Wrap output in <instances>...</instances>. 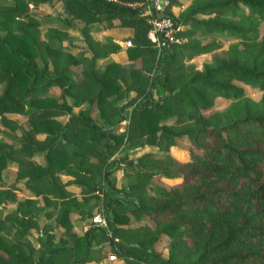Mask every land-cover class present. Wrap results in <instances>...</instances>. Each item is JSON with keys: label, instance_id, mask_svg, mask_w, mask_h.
I'll return each mask as SVG.
<instances>
[{"label": "trees", "instance_id": "trees-1", "mask_svg": "<svg viewBox=\"0 0 264 264\" xmlns=\"http://www.w3.org/2000/svg\"><path fill=\"white\" fill-rule=\"evenodd\" d=\"M54 1L63 6L64 22L81 25V40L74 41L61 29L40 32L28 5ZM168 14L176 24L187 26V41L163 42L157 55L140 9L107 0L0 3V120L16 130L20 124L6 115H23L29 126L20 147L0 137V182L7 162L14 161L17 178L35 190L34 197H42L41 205L60 204L57 223L70 235L57 243L49 234L45 249L36 255L28 235L37 228L33 210L40 204L25 198L0 216V264L100 262L103 250L93 247L97 235L109 243L121 264H264V95L254 100L241 85L264 91V0H190L176 14ZM113 27L131 31L126 55L140 65L128 72L108 59L122 47L96 35ZM222 34L230 41L226 56L216 55L201 68L185 64L187 57L223 46L214 39L203 42L202 36ZM74 46L83 50L74 53ZM101 59L108 60L99 71L95 65ZM78 66L82 71L75 80ZM144 73L153 75L144 80ZM55 85L61 89L58 97L48 95ZM131 91L135 95L119 103ZM217 98L232 103L206 116L203 111ZM63 115L69 116L65 122L58 120ZM128 116L125 139L117 130ZM126 141L133 143L123 150L151 146L164 151L162 156L148 152L138 158L143 168L139 179L178 182L155 185L153 192L144 184L134 191L120 189L110 178L112 167L106 168L103 179L112 193L120 194L106 200L112 213L110 235L97 226L76 234L69 217L76 197L59 174L74 177L87 201L99 189L95 179L102 177V166ZM176 141L195 149L190 160L169 154ZM36 154L43 156V165L31 160ZM116 163L117 158L112 160ZM9 200L16 201V194L0 188V207ZM116 205L150 217L154 227L126 225L129 217L115 211ZM164 237L167 257L156 250Z\"/></svg>", "mask_w": 264, "mask_h": 264}, {"label": "rangeland", "instance_id": "rangeland-1", "mask_svg": "<svg viewBox=\"0 0 264 264\" xmlns=\"http://www.w3.org/2000/svg\"><path fill=\"white\" fill-rule=\"evenodd\" d=\"M190 0H179L178 5L174 8L175 14L177 10L183 9L181 7V4L186 7ZM1 4L10 5L14 3V0H0ZM28 8L31 12V14H34L36 18L39 20V30L43 34L47 30L52 29H61L66 30L68 32V36L73 39L74 41L81 40L79 31H80V24H69L67 22L63 21L64 13H63V6L61 5V2L54 1V3L43 5V6H34L33 4H29ZM197 18H205V16H196ZM67 21V20H66ZM187 29V26L182 25L183 32ZM261 29L264 30V24H261ZM116 34L114 38L111 40L117 44H119L122 47V50H120L118 53L114 55L115 62L119 63L125 70L128 72V69L132 66L138 67L139 61H129L126 55V48H124V44L131 40V31L129 29L125 28H117L115 29ZM182 32V33H183ZM96 34V33H95ZM98 36V34H96ZM104 36L103 38H105ZM183 37H185L184 42L181 44H175V45H182L187 41V37L183 34ZM203 42H210L211 40H218L223 43V46L213 51L209 54L205 55H198L193 57H187L185 58V64H193L197 68H201L204 63H210L212 62V59L216 55L220 56H226V47L230 43V41L226 40L224 37V34L220 36H202L201 37ZM72 52L76 53L77 50L82 51L83 48L81 46H74V48H71ZM157 55H160V51L157 50ZM108 59L104 60H97L95 68L101 71L103 67L105 66V63ZM113 60V59H111ZM113 60V61H114ZM82 71V67L79 66L77 68V74L74 75V79H78L80 76V73ZM153 73L148 74L144 73L143 79L147 78V76L152 77ZM240 84V83H238ZM244 88L246 93L253 98L254 100H260L261 97L264 95V91L256 90L253 88H250L248 85L241 84ZM1 89V85H0ZM61 92V89L59 86L55 85L52 86L48 90V95L56 96L58 97ZM135 95L134 92H129L127 96L123 97L121 100H119V103H124L128 99L132 98ZM68 102L71 101V98L69 96L65 97ZM137 102V101H136ZM232 103V100H226L223 98H217L216 104L207 110H204L203 113L208 116L212 114L214 111H223L227 107L230 106ZM85 106V105H83ZM78 108H74V111L76 112ZM132 110V106L127 108V112L130 116V112ZM93 116H97L96 112L92 113ZM11 120H14L16 123L20 124L21 128L16 130H11L9 128H6L1 120H0V137H3L4 139L8 140V142L12 143L14 147H20L23 142L26 139L25 132L29 131V126L27 125V117L23 115L18 114H7L6 115ZM129 116L127 118L126 122H121L120 127L118 128L117 132H122L124 135V138L126 139L129 134V124L130 119ZM68 115H63L58 117V120L61 122H65L68 119ZM166 123H171L172 119H167L165 121ZM132 142L126 141L125 144H122L116 148L115 153L112 157H110L107 162L102 166V177L96 178V181L100 182L99 189L96 191H93L92 197L85 201L83 199V195L81 194V187L77 183L74 182V177H67L59 174L60 179L64 182L65 187L70 193L76 197V201L72 204L71 210L69 213V217L73 226V231L81 235L84 233L90 226H97L99 228H104L108 235H110V224L109 219L112 216L111 210L106 205V200L109 197H115L120 196V194L112 193L109 190L108 184L103 179V174L106 168L112 167L110 178L113 182V185L117 188L124 189V188H130L133 191L137 190V188L141 187L142 184H144L149 191L153 192V187L155 185H162V184H174L178 182V180H172L167 179L164 177H161L159 179H153L151 181H143L142 179H139L138 172L143 171V168L138 163V158L148 152L154 153L156 156H162L164 154V151L160 150L158 147H151V146H145L143 148H135L131 150H123L124 145L130 146ZM195 150L193 147L188 145L187 143H184L182 141H176V143L169 148V154L175 157L178 160L181 161H188L190 160V151ZM117 158V163L112 165V160ZM32 161L37 162L38 164L43 165L44 159L41 154H36L31 158ZM77 159H73V164L76 163ZM2 184L0 182V188H6L12 190L16 194V201H7L6 203L2 204L0 207V216H5L7 213L15 210L18 206V202L24 200L25 198H34L35 203L39 202V206L33 210L34 215L37 218V228H31L29 231L28 238L30 242L32 243L33 247L35 248V254L38 255L42 253V251L45 249V245L43 244V241L47 239L49 234H52L55 236L54 242L58 243V240L62 237H69V233L65 231L63 227H61L57 223V213L58 208L60 207V204H56V201H53L49 205H41L42 203V197H34V191L31 188H28L25 185L24 179H18L17 178V168L14 161H8L7 166L2 171ZM142 181V182H141ZM116 209L115 211L124 212L128 215L129 221L126 225L138 227L142 225H148L150 227H154L153 220L146 216H136L132 211L125 209L124 207L120 205H116L113 207ZM51 211V216L48 217L46 215V212ZM95 215H99L102 220L105 222V224L97 225L93 222L92 218ZM9 224V223H7ZM39 227V228H38ZM39 229V230H38ZM14 230V229H13ZM12 230V231H13ZM46 233H45V232ZM166 244V238H162L160 241H158L156 245V250L158 252H161L163 256H168V250L165 248ZM93 247L98 248L100 247L103 250L104 257L100 260V262L91 261L85 264H108L111 262L112 264H121V260L116 257V260L111 261L109 256H112L113 254L110 251L109 243L103 239H100V236L97 235V237L93 241ZM65 264V263H62Z\"/></svg>", "mask_w": 264, "mask_h": 264}, {"label": "built area", "instance_id": "built-area-1", "mask_svg": "<svg viewBox=\"0 0 264 264\" xmlns=\"http://www.w3.org/2000/svg\"><path fill=\"white\" fill-rule=\"evenodd\" d=\"M111 2H118L133 9H140L141 15L150 25L147 37L153 43L154 47L160 51L161 44L167 42L169 44H181L184 42L183 30L181 24H176L171 15L174 13V8L170 4V0H133L128 2H120L119 0H107ZM174 7V8H173ZM183 7V6H181ZM132 46V41L128 40L124 44V48ZM125 118L122 122H126ZM97 225L105 224L99 215L92 218ZM110 260H116V256H109Z\"/></svg>", "mask_w": 264, "mask_h": 264}, {"label": "crops", "instance_id": "crops-1", "mask_svg": "<svg viewBox=\"0 0 264 264\" xmlns=\"http://www.w3.org/2000/svg\"><path fill=\"white\" fill-rule=\"evenodd\" d=\"M179 1V0H178ZM188 5V4H187ZM181 6H183L182 4H181ZM182 8H184V6L182 7ZM175 11V10H174ZM175 13V12H174ZM117 28H119V27H113V28H110V29H106V30H104V31H102L101 33H98V37L99 38H103L104 36H106L107 38H109V39H112V38H114V36H115V34H116V31H115V29H117ZM113 40V39H112ZM126 52V51H125ZM116 54V53H115ZM115 54H110L111 55V57H114V55ZM109 58H110V56H109ZM111 59H113L114 60V58H111ZM102 60V59H101ZM104 60V59H103ZM115 61V60H114ZM79 67V66H78ZM77 67V68H78ZM61 175H63V176H67L68 178L69 177H72V176H69V175H65V174H61ZM111 261H114V260H111ZM107 263V262H106ZM105 263V264H106ZM108 264H112L111 262H109Z\"/></svg>", "mask_w": 264, "mask_h": 264}]
</instances>
